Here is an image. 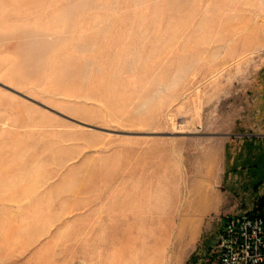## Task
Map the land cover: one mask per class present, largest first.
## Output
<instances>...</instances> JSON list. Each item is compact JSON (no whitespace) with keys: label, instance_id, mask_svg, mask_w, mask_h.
<instances>
[{"label":"rangeland","instance_id":"rangeland-1","mask_svg":"<svg viewBox=\"0 0 264 264\" xmlns=\"http://www.w3.org/2000/svg\"><path fill=\"white\" fill-rule=\"evenodd\" d=\"M241 211L264 0H0V264H216Z\"/></svg>","mask_w":264,"mask_h":264},{"label":"built area","instance_id":"built-area-1","mask_svg":"<svg viewBox=\"0 0 264 264\" xmlns=\"http://www.w3.org/2000/svg\"><path fill=\"white\" fill-rule=\"evenodd\" d=\"M216 264H264V213L238 212L221 220Z\"/></svg>","mask_w":264,"mask_h":264},{"label":"bare ground","instance_id":"bare-ground-1","mask_svg":"<svg viewBox=\"0 0 264 264\" xmlns=\"http://www.w3.org/2000/svg\"><path fill=\"white\" fill-rule=\"evenodd\" d=\"M210 198H211V196L208 195V194H206V193H204V194L202 195V197H201V199H203V200H205V199H210Z\"/></svg>","mask_w":264,"mask_h":264},{"label":"crops","instance_id":"crops-1","mask_svg":"<svg viewBox=\"0 0 264 264\" xmlns=\"http://www.w3.org/2000/svg\"><path fill=\"white\" fill-rule=\"evenodd\" d=\"M204 201H206V202H207V201H208V199H205ZM206 202H205V203H206Z\"/></svg>","mask_w":264,"mask_h":264}]
</instances>
